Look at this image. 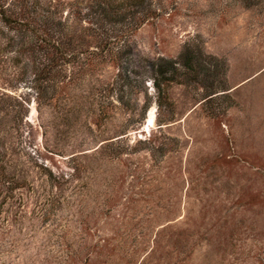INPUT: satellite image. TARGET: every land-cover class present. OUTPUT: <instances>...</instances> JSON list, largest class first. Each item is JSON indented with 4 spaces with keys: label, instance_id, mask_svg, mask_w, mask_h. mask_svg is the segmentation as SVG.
Masks as SVG:
<instances>
[{
    "label": "rangeland",
    "instance_id": "obj_1",
    "mask_svg": "<svg viewBox=\"0 0 264 264\" xmlns=\"http://www.w3.org/2000/svg\"><path fill=\"white\" fill-rule=\"evenodd\" d=\"M159 1L49 101L0 37V264H264V0Z\"/></svg>",
    "mask_w": 264,
    "mask_h": 264
},
{
    "label": "trees",
    "instance_id": "obj_2",
    "mask_svg": "<svg viewBox=\"0 0 264 264\" xmlns=\"http://www.w3.org/2000/svg\"><path fill=\"white\" fill-rule=\"evenodd\" d=\"M167 9L159 0H0V37L15 53L13 64L30 65L38 98L49 101L65 83L93 79L101 65L117 67L113 80L128 83L124 66L135 33ZM161 62L173 69L175 64L150 61L159 103L162 84L174 80L173 70Z\"/></svg>",
    "mask_w": 264,
    "mask_h": 264
},
{
    "label": "bare ground",
    "instance_id": "obj_3",
    "mask_svg": "<svg viewBox=\"0 0 264 264\" xmlns=\"http://www.w3.org/2000/svg\"><path fill=\"white\" fill-rule=\"evenodd\" d=\"M152 118H153V109H151L149 111V115H148V118H147V124L148 125L152 122Z\"/></svg>",
    "mask_w": 264,
    "mask_h": 264
}]
</instances>
